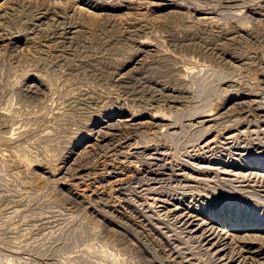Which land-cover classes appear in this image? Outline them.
<instances>
[{"label": "rangeland", "instance_id": "374dc122", "mask_svg": "<svg viewBox=\"0 0 264 264\" xmlns=\"http://www.w3.org/2000/svg\"><path fill=\"white\" fill-rule=\"evenodd\" d=\"M263 114L264 0H0V264H229Z\"/></svg>", "mask_w": 264, "mask_h": 264}, {"label": "bare ground", "instance_id": "6f19581e", "mask_svg": "<svg viewBox=\"0 0 264 264\" xmlns=\"http://www.w3.org/2000/svg\"><path fill=\"white\" fill-rule=\"evenodd\" d=\"M140 9V8H139ZM254 10V9H253ZM258 15V14H257ZM98 75V74H97ZM101 76V75H100ZM160 76V75H159ZM107 78V77H106ZM109 78V77H108ZM129 80V79H128ZM262 82V81H261ZM155 92V91H154ZM85 95V94H84ZM152 95V94H151ZM251 96H255V95H251ZM256 97H257V95H256ZM95 98V97H94ZM264 115V114H263ZM261 117V116H260ZM264 117V116H263ZM264 120V119H263ZM261 122V121H260ZM253 124V123H252ZM261 124L264 126V121H262L261 122ZM235 130V129H234ZM264 132V131H263ZM262 131H261V133H263ZM225 133V132H224ZM232 133H233V131H232ZM237 133V132H236ZM236 133H234V134H236ZM254 133V132H253ZM127 134V133H126ZM251 134V133H250ZM257 134V133H256ZM238 135H239V133H238ZM237 135V136H238ZM98 136V135H97ZM125 136V135H124ZM197 136V135H196ZM205 136V135H204ZM247 136V135H246ZM254 136H256V135H254ZM260 136V135H259ZM262 136H264V135H262ZM119 137H120V135H119ZM118 137V138H119ZM202 137V136H201ZM236 136H234L233 134L231 135V136H229V138L227 137V139L225 140V139H223V140H225V141H223V142H225V144L226 145H229L230 144V142H228L229 140H231V143H232V141H233V139L235 140L236 138H235ZM240 137H241V135H240ZM248 137V136H247ZM251 137V136H250ZM97 138V137H96ZM99 138V137H98ZM101 138V137H100ZM117 138V139H118ZM125 138V137H124ZM258 139L259 137H255V139ZM261 138V137H260ZM120 139V138H119ZM199 139L201 140V138L199 137ZM237 139H239V138H237ZM254 139V138H253ZM252 139V140H253ZM263 141H262V145L263 146H261L260 147V149H257V150H250L249 151V154H248V151H246V152H244V153H246V155L248 154L249 156L251 155L252 157L254 156V158H250L249 159V161L251 160L252 162V164H255V163H257V165H258V167H256V168H253V169H247V168H245V170H247V172L246 173H244V177H246V178H242V181H239L240 183L241 182H244V181H246V182H248L247 180H250L251 182H255V183H259L258 185H256L255 187H259V188H261V189H263L262 191L264 192V137L263 138H261ZM104 140V139H103ZM215 140H217V139H215ZM245 140V139H244ZM249 140H251L250 138H249ZM101 141V140H100ZM112 141V140H111ZM116 141V140H115ZM121 141H122V139H121ZM197 141H198V139H197ZM196 141V142H197ZM219 141V140H218ZM194 142V141H193ZM250 142V141H249ZM218 143H220V141L218 142ZM196 144H198V143H196ZM201 144H202V148H201V146H199V148L201 149V151H202V149H204V150H206V152H213L214 150H213V148H215L216 146H215V144L211 141V140H208V138H204L202 141H201ZM217 144V143H216ZM222 144H224V143H222ZM237 144V143H236ZM117 145H119V144H117ZM117 145H116V147H117ZM163 145V144H162ZM194 145H195V143H194ZM221 145V144H220ZM233 145H234V147H236V148H238V146H235V142L233 141ZM244 145V144H243ZM95 146V145H94ZM159 146V145H158ZM241 146V145H240ZM120 147H122V146H120ZM186 147V146H185ZM223 147V146H222ZM226 147V146H225ZM230 147V146H229ZM244 147V146H243ZM259 147V146H258ZM218 148H220V147H218ZM155 149V148H154ZM156 149H158V148H156ZM165 149V148H164ZM216 149V148H215ZM224 149V148H223ZM222 149V150H223ZM240 149H242V147L240 148ZM240 149H238L237 151H240ZM256 149V148H255ZM153 150V149H152ZM213 150V151H212ZM143 151H146V152H151V150L150 149H144ZM193 152V151H192ZM164 153V152H163ZM190 153V152H189ZM203 153V152H202ZM243 153V154H244ZM157 154V153H156ZM196 154V153H195ZM212 154V153H211ZM242 154V155H243ZM150 155V154H149ZM158 155V154H157ZM207 155V154H206ZM234 155V154H233ZM239 155V154H238ZM241 155V154H240ZM129 156V155H128ZM127 157V156H126ZM131 157V156H130ZM150 157V161H152L153 162V166H154V163H156V162H159L160 160L159 159H156V157H152V156H149ZM206 157V156H205ZM257 157V158H256ZM259 157H262V158H259ZM125 158V157H124ZM187 158V157H186ZM189 158V157H188ZM200 158V157H199ZM207 158V157H206ZM147 159V158H146ZM201 159H203V158H201ZM200 159V160H201ZM240 159V158H239ZM149 161V160H148ZM171 162H173V161H171ZM176 162V161H175ZM175 162H173V163H175ZM238 162V161H237ZM165 163H166V165L167 166H169V168H171L170 169V172L169 173H161V174H159V176L157 175L156 177L157 178H160V179H163L164 178V180H165V178H169L170 180H173V182H176V183H178V182H188L187 180H188V178L186 179V177H183L182 176V174H181V170L182 169H180L179 168V164L178 165H173V164H171V163H168V162H166L165 161ZM201 163V162H200ZM151 164V163H150ZM163 164V163H162ZM215 164V163H214ZM251 164V165H252ZM158 165V164H157ZM165 164L163 165V166H166ZM185 165V164H184ZM188 165V164H187ZM187 165H185V166H187ZM195 165V164H194ZM140 166V165H139ZM150 166V165H149ZM156 166V165H155ZM191 166V165H190ZM215 166H216V164H215ZM255 166V165H254ZM189 167V166H188ZM193 167V166H192ZM202 167V166H201ZM204 167H206V166H204ZM150 168V167H149ZM198 168H200V167H198ZM229 168V167H228ZM189 169V168H188ZM205 169V168H204ZM209 169H212V168H209ZM216 169V168H215ZM203 170V169H202ZM214 170V169H213ZM217 170V169H216ZM237 170V169H236ZM190 171H192L191 169H190ZM194 171V170H193ZM192 171V172H193ZM197 171V170H196ZM195 171V172H196ZM217 171H219V170H217ZM220 172H221V169H220ZM208 173V172H207ZM214 173H216V172H214ZM223 173V172H222ZM235 173V172H234ZM153 174V173H152ZM187 174V173H186ZM185 174V175H186ZM202 174V173H201ZM224 174V173H223ZM228 174L230 175V173L228 172ZM189 175V174H188ZM232 175V174H231ZM237 175V174H236ZM240 175V174H239ZM216 176V175H215ZM226 176V175H225ZM227 177V176H226ZM231 177V176H230ZM235 177V176H234ZM238 177V176H237ZM223 178H225V177H223ZM233 178V177H232ZM160 179H154V180H160ZM195 179V178H194ZM227 179V178H226ZM196 180H199V179H196ZM225 180V179H224ZM236 180H237V178H236ZM168 181V180H167ZM192 181H193V179H192ZM225 181H227V180H225ZM150 182V181H149ZM168 182H170V181H168ZM190 182H191V180H190ZM202 182H203V180H202ZM211 182V181H210ZM218 182V181H217ZM199 183H200V181H199ZM225 183V182H224ZM248 183H250V182H248ZM196 184V183H195ZM194 184V185H195ZM201 184V183H200ZM247 184V183H246ZM254 184V183H253ZM184 185V184H183ZM188 185V184H187ZM193 185V184H192ZM192 185H188V186H192ZM197 185L199 186V184L197 183ZM233 186V185H232ZM247 186V188H248V186H250V184H248V185H246ZM156 187V186H155ZM183 187V186H182ZM184 187H185V185H184ZM250 187H252V189H253V187L254 186H252V184H251V186ZM186 188H188L187 186H186ZM192 188V187H191ZM197 188V187H196ZM202 188V187H201ZM169 189V188H168ZM185 189V188H184ZM183 189V190H184ZM260 189V190H261ZM134 190V189H133ZM162 190V189H161ZM174 190V189H173ZM177 190V189H176ZM189 190V189H188ZM149 191V190H148ZM153 191V190H152ZM182 191V190H181ZM156 192V191H155ZM160 192V191H159ZM176 192H178V190L176 191ZM184 192V191H183ZM189 192H191V191H189ZM193 192V191H192ZM170 194H171V192H169ZM173 193H175L174 191H173ZM179 193V192H178ZM185 193H186V191H185ZM185 193H180L179 194V196L181 195L182 197L183 196H187ZM254 193V192H253ZM156 194V193H155ZM162 194H164V193H162ZM167 194H168V192H167ZM192 194V193H191ZM158 195H160V194H158ZM172 195V194H171ZM190 195V194H189ZM195 195H196V192H195ZM156 196V195H155ZM164 196H165V194H164ZM166 196H168V195H166ZM176 196V195H175ZM174 196V197H175ZM150 198V197H149ZM172 198V197H171ZM179 198V197H178ZM188 198V197H187ZM192 198V197H191ZM190 198V200H192ZM193 198H194V196H193ZM154 199V198H153ZM153 199H152V201H153ZM168 199V198H167ZM174 199V198H173ZM155 200V199H154ZM162 200V199H161ZM166 200V199H165ZM178 200H181V199H178ZM184 200V199H183ZM260 200V199H259ZM262 200V199H261ZM158 201V200H157ZM172 201V200H171ZM155 202V201H154ZM163 202V201H162ZM166 202H168V201H166ZM184 202V201H183ZM153 203V202H152ZM151 203V204H152ZM162 204H164V203H162ZM179 204V203H178ZM177 204V205H178ZM191 204H194V203H191ZM158 205V204H157ZM168 205V204H167ZM133 207V206H132ZM153 207H154V205H153ZM172 207H173V205H172ZM171 207V208H172ZM193 208V207H192ZM174 209V208H173ZM172 209V210H173ZM130 210V209H129ZM158 210V209H157ZM162 210V209H161ZM171 210V211H172ZM180 211V212H182L183 210H185L184 212H191L190 210H188V207L187 208H184L183 206H182V204L181 205H178L177 207H175V209H174V211ZM197 210V209H196ZM151 211V210H150ZM163 211V210H162ZM263 211H264V209H263ZM132 212V211H131ZM136 213H137V211H135ZM160 212V211H159ZM158 212V213H159ZM130 213V212H129ZM161 213V212H160ZM198 213V212H197ZM138 214V213H137ZM162 214V213H161ZM175 214V213H174ZM158 215V214H157ZM167 215V214H166ZM141 216V215H140ZM173 216V215H172ZM171 216V217H172ZM181 216V215H180ZM190 216V215H189ZM188 216V217H189ZM139 217V216H138ZM183 217V216H182ZM225 217V216H224ZM142 218V217H141ZM147 218V217H146ZM253 218H254V216L253 217H251L250 219V222H248L247 224L248 225H244L243 223H242V221L240 220V219H235V218H228L227 220L225 219V218H221L220 216L218 217H215L214 219H215V221H208V220H201L200 221V223L197 225V227L198 228H200V229H203L204 230V232L207 234V238H209L208 240H212V241H215L216 240V242H215V246L216 247H219L220 248V252H223V251H225V250H228V251H232V253L234 254V256H232V257H230V259H228L226 262H229V264H252L254 261L257 263V260H259V259H261L262 257H264V253L262 254H260V251H258L259 250V248L257 249L256 248V246H254V247H251L249 244H251V245H253V244H255V245H257L256 243L257 242H259L260 244L261 243H263L264 244V236L263 237H260L258 234H257V230H261V229H259V228H257L256 226H254V225H256V224H254V222H253ZM192 220V222H196L197 223V219L195 220V219H193V218H191ZM142 220H143V218H142ZM159 220V219H158ZM189 220V219H188ZM199 220V219H198ZM176 221H178V220H176ZM191 221H189V222H191ZM249 221V220H248ZM258 221V220H257ZM166 222V221H165ZM191 222V223H192ZM262 223V226L264 225V216H262V218H261V221L260 222H258L257 224L259 225V224H261ZM186 224V223H185ZM188 224H190V223H188ZM254 224V225H253ZM181 225H182V223H181ZM253 225V226H252ZM250 226H252V227H250ZM149 227H151V226H149ZM154 227V226H153ZM186 227H187V225H186ZM154 229H155V227H154ZM168 229V228H167ZM241 230H244V231H241ZM156 231V230H155ZM193 231H194V229H193ZM203 232V231H202ZM259 233H261V234H264V231L262 232V231H260ZM250 238H252V240L250 239ZM259 243H258V245H259ZM257 245V246H258ZM259 247V246H258ZM254 248H256L257 250H255ZM261 248V247H260ZM179 249V248H178ZM174 250V249H173ZM172 252H174V251H172ZM227 253V252H226ZM223 254V253H222ZM231 254V253H230ZM232 255V254H231ZM171 256H172V254H171ZM229 256V255H228ZM226 258V257H225ZM225 258H223V259H225ZM222 258H220V260H221ZM222 259V260H223ZM225 261V260H224ZM260 262V261H259ZM218 263V262H217Z\"/></svg>", "mask_w": 264, "mask_h": 264}]
</instances>
